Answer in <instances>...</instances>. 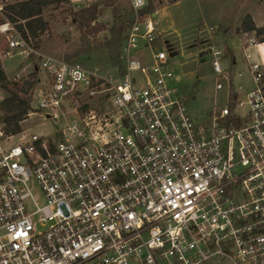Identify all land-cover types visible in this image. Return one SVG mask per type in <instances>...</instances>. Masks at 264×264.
<instances>
[{"label":"built area","instance_id":"built-area-1","mask_svg":"<svg viewBox=\"0 0 264 264\" xmlns=\"http://www.w3.org/2000/svg\"><path fill=\"white\" fill-rule=\"evenodd\" d=\"M11 2L0 0V39L39 62L28 117L53 133L0 130V264H264L261 66H248L250 90L195 123L171 50L135 57L155 39L145 0H129L115 79L41 54L3 19ZM219 57L211 48L216 78Z\"/></svg>","mask_w":264,"mask_h":264},{"label":"rangeland","instance_id":"rangeland-1","mask_svg":"<svg viewBox=\"0 0 264 264\" xmlns=\"http://www.w3.org/2000/svg\"><path fill=\"white\" fill-rule=\"evenodd\" d=\"M112 7H107V2ZM88 2V3H87ZM148 16H151L155 39L149 48L135 54V57L149 55L151 49L164 48L169 61L167 68L178 80L172 84L185 104L186 113L195 123L208 120L213 110H221L230 105L235 95H243L250 90V75L243 58L246 49L242 43L254 34L243 33L241 21L249 16L255 26L264 27V0H145ZM80 6L68 4L58 8L47 7L42 14L47 23L46 31L30 40L43 55L51 58L79 63L85 69L103 77L116 78L119 67L117 54L107 42L110 40L109 27L116 17H124L131 10L129 0H92ZM97 6L98 15L87 28L80 27L77 12ZM113 10V11H111ZM99 31H95V30ZM212 29V30H210ZM225 31V33H223ZM126 34V32H125ZM124 34V36H125ZM6 45L0 39V64L7 79H19L39 66L37 60L25 59L16 50L4 52ZM211 48L220 50L221 77L212 71ZM173 54V56H171ZM234 56L235 58H231ZM231 59L235 65H231ZM264 59V58H263ZM203 60V62H200ZM39 71L40 79L44 78ZM240 73V77L237 74ZM222 85L215 90V82ZM174 82V83H173ZM232 96V97H231ZM5 97L0 92V100ZM104 102L95 100L88 103L91 109ZM22 128L41 134L53 133L48 121L38 116H30ZM36 190V187H34Z\"/></svg>","mask_w":264,"mask_h":264},{"label":"trees","instance_id":"trees-1","mask_svg":"<svg viewBox=\"0 0 264 264\" xmlns=\"http://www.w3.org/2000/svg\"><path fill=\"white\" fill-rule=\"evenodd\" d=\"M64 4H68V0H14L4 7L3 19L15 25L17 31L25 40L28 37L32 40L46 31L47 23L42 18L43 11L47 7L58 8ZM111 4L112 2L109 1L105 6L112 7ZM147 6L144 8V12H147ZM97 15L98 9L95 5L78 11L76 19L80 27L87 28L96 21ZM112 17L113 23L109 27L110 40L107 45L115 50L116 54L117 51L119 52L120 56L117 55L115 61L121 73L123 69L121 47L125 39L124 34L132 20V11L128 10L127 15L123 18L116 17V13L112 12ZM240 29L243 33L254 34L257 43L264 42V27L255 26L249 16L243 18ZM6 50V47H4L3 51L6 52ZM39 77L38 68L34 65L32 72L23 78L9 80L6 78L0 64V90L5 94V97L0 100V130L4 134H15L22 128V123L31 112V93L36 87Z\"/></svg>","mask_w":264,"mask_h":264},{"label":"crops","instance_id":"crops-1","mask_svg":"<svg viewBox=\"0 0 264 264\" xmlns=\"http://www.w3.org/2000/svg\"><path fill=\"white\" fill-rule=\"evenodd\" d=\"M14 1V0H13ZM225 33V31L223 32ZM242 48L246 49V52L243 55V58H246L247 66L246 69L248 70V66L251 63H257L261 66V68L264 71V42L256 43L253 46H247L245 42L242 43ZM173 56V54H172ZM231 58H235L232 56ZM231 65H235V62L233 59H231ZM251 83V82H250Z\"/></svg>","mask_w":264,"mask_h":264},{"label":"water","instance_id":"water-1","mask_svg":"<svg viewBox=\"0 0 264 264\" xmlns=\"http://www.w3.org/2000/svg\"><path fill=\"white\" fill-rule=\"evenodd\" d=\"M200 62H203V60H201Z\"/></svg>","mask_w":264,"mask_h":264}]
</instances>
